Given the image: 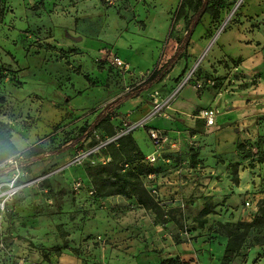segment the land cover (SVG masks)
<instances>
[{"label": "rangeland", "instance_id": "rangeland-1", "mask_svg": "<svg viewBox=\"0 0 264 264\" xmlns=\"http://www.w3.org/2000/svg\"><path fill=\"white\" fill-rule=\"evenodd\" d=\"M244 1L212 0L221 6L222 14L217 20H210V14L205 18L209 22L207 46L194 58H183L163 81L143 92L141 96L151 103L147 115L136 112L142 99L118 109L112 121L122 129L120 132L135 131L138 141L146 148L150 141L148 129L154 126L146 121L151 116H166L165 112L169 118H178L171 105L197 108L195 112L211 106L217 111L219 124L233 118L225 113L228 105L249 94L245 90H234L233 78L225 74L228 71L220 72V64L227 69L236 60H212V44L233 24ZM0 6L3 8L0 118L8 121L21 137H27L30 127L38 128L36 140L31 138L24 145L18 135L14 136L19 149L35 141L49 149L70 138L81 124L94 118L108 98L148 74V70L136 72L134 67L120 71L110 66L108 57L115 50L106 43L111 41L112 44L114 37L133 30L138 33H125V36L132 38L136 47L142 36L159 37L161 35L151 32L164 30V36L159 38V56L167 59L176 37L185 32L193 12L183 0H0ZM145 21L150 25L148 33L142 32L147 25ZM68 27L74 32L82 27L85 35L81 32L78 36L84 41L87 38L86 42L97 48L84 53L77 47H62L78 39ZM198 81L203 84L199 88L204 90L202 95L195 85ZM55 98L58 104L74 99L77 111H67L53 123L48 113L42 115V110L28 108L39 99L54 101ZM158 102L164 104V108L155 113ZM251 112L248 110L242 116ZM239 115V111L234 114L235 118ZM259 119L262 121H255L257 126L252 129L247 119L237 123L236 127L245 131L235 141L241 158L237 163L226 161L230 158L227 154L234 152L229 138L225 139L226 135L220 133L215 139L210 136L216 125H207L197 135L194 134L198 132V124L187 127L177 124L170 126L172 130L163 129L169 141L164 143L160 153L171 157L165 169L172 173L187 165L186 172L192 174L195 181L193 188L198 189V192L188 191L181 204L168 208H172L171 221L159 219L153 209L124 195L97 197L90 192L89 178L83 171L87 164L104 160L99 150L104 137L99 129L92 131L84 148L72 147L59 155H48L29 169L16 164L14 169L0 174V264L19 261L25 264H162L164 258L170 257H176L177 261L169 264H223L227 235L219 221L251 220L252 217L245 218L251 212L248 206L258 207V201L264 196L256 199L252 194L264 192V117ZM91 140L99 143L91 146ZM244 140H247L245 146ZM89 150L92 151L80 162L73 163L78 154ZM211 156L215 157L214 162L204 164L203 159ZM241 168H248L243 175L247 174L256 190L241 188L228 200L231 193L225 191L232 182H240ZM227 169L232 182L223 177ZM187 173L184 176L190 177ZM78 178L86 185L74 189L73 181ZM16 187L17 192L12 194ZM246 199L253 202L246 205ZM45 252L50 260L45 258ZM226 264H264V224L251 229L245 245Z\"/></svg>", "mask_w": 264, "mask_h": 264}, {"label": "crops", "instance_id": "crops-1", "mask_svg": "<svg viewBox=\"0 0 264 264\" xmlns=\"http://www.w3.org/2000/svg\"><path fill=\"white\" fill-rule=\"evenodd\" d=\"M206 16H209V13H205L203 15L202 21L195 28V31L190 40V44L188 46L187 59L194 58L197 55V52L201 51L208 44L210 36H206V35L209 34V30H208L209 22L205 21ZM236 17L237 18L235 19L233 24H231V26L225 29L218 36L217 40H215L214 43L212 44L213 49H212L211 59L212 60H216V58L235 59L236 61L232 63L233 66L230 68L225 69L226 67H224L223 64H220V68H221L220 72H224V70H227L228 72L225 74L228 75L229 78H233L234 80V85H233L234 90L235 89L237 91L245 90L248 92L249 95L247 97H240L231 101V104L228 105L227 109L225 110V113L229 114L230 116H233V118H231L229 121L224 122V124H219L218 123L219 119L217 118L216 122L212 124L216 126L210 132V136L211 137L214 136L215 139L218 138L217 136L219 133L221 135L222 134L226 135V137L224 138L226 139L228 137L229 141H231L230 143H232V145L234 146L233 148L234 152L227 154L230 155V158H226V161L228 162L230 159L232 162L236 161L237 163L238 161L241 160V158L237 151L238 149L235 141L236 139L240 138V135L245 133V131L243 132V129L241 128L238 129L236 127L237 123L239 121L247 119L250 123V125L248 126L250 129H252L254 128L255 125L257 126V123H255V121H262L259 119V117H264V0H245L241 5V8L239 9L238 15ZM209 19L212 20L211 17H209ZM167 24L168 22L166 23V26ZM132 28L139 31L138 27L136 26H133ZM68 29L72 31L70 27H68ZM81 29L82 27H80L79 32L72 31V33L74 34L73 36L76 39L78 38L77 41L67 42V44L62 45V47L64 46L67 49L70 47L71 48L77 47L80 49V51H85L84 53L88 51L90 53L93 52L97 48L96 45L87 43L86 42L87 38L84 41L83 37L78 36L79 33L81 32L85 35L83 29L82 30ZM149 29H150V25L147 23V25L143 28L142 32L148 33ZM125 33L136 34L138 32H134L133 30H128V32L123 31L121 34L114 37L115 39L113 40L112 44L110 41L106 43V45L114 47V50L121 57L125 58L130 62L131 67L132 68L134 67L136 72H145L147 70L150 71L154 66H156L157 64H161L166 60L165 58L162 59L159 56L160 54L159 47L161 44L159 38L164 36V30L162 33L151 32V34L161 35L159 37L152 36L151 38V36L148 35V37L146 38L142 36L141 41L137 42L136 47L133 43V39L128 37V35L125 36ZM172 46L174 47H172L169 56L172 55V53L174 52L177 46L176 39H175V45ZM78 54L79 53H77L76 56H78ZM183 58L181 60H183ZM158 61L160 62L158 63ZM224 63L226 64V61H224ZM230 74L231 75L233 74V76L230 77ZM226 89H228V86L226 87ZM123 92L111 96L110 98H108L107 101L114 99ZM198 92L200 93V95L204 94L203 89L202 90L198 89ZM141 99L142 102L139 101ZM56 100H57L56 98L54 101L52 100L44 101L39 99L35 104L29 105L28 108L33 107L34 110L35 109L42 110L41 113L42 115L48 113L47 114L48 119L50 118L51 122L53 123H56L59 120V118H61L62 114H64L65 112L77 111L75 110V108L77 109L78 105L74 104V99L71 102H66V104H58ZM135 102H140L138 104L136 103L138 105V108L136 110L138 115L144 114L145 116L151 110V103L148 102L145 96H138L131 98L128 101H126L124 104H122L119 109L122 110L124 105L127 106L130 104H134ZM86 105L87 104H85V106L83 107H86ZM16 106L17 104L15 105L14 108H16ZM26 106L19 105V107L21 108L22 107L25 108ZM170 108L178 113V118H169L170 116L168 112H165L166 116L162 115L159 118L158 117L153 118L152 116L149 117V119L146 121L147 122L146 124L159 126L162 129L168 128L169 130H172L170 126L175 127L177 124H179V126L181 127H183L182 124H184V127H187L186 125L198 124V132L195 133L194 135L201 134L202 133L201 131H204L205 130L204 128L207 127L206 121L203 117H201L200 112H195L197 108L184 109L182 107L176 108L173 107L172 105L170 106ZM208 108H212V107L209 106ZM248 110H252L251 114H248L247 116L245 115L242 116L243 113L247 114ZM238 111L241 115H239V117L236 116L237 118H235L234 114H236ZM161 121H163V124ZM46 122L49 123L50 121H46ZM231 129H233L234 132H231ZM31 130H33L34 132L33 134L31 133ZM36 132H38V128L30 127V130L27 131L26 134L27 137L19 136L18 133H16V131H14L13 137L15 135H18L19 141L22 142V144L24 145L27 141L30 142L31 138H33V141L36 140L35 139L37 138ZM133 132L135 135V131ZM205 137H208V134L205 135ZM149 138L150 136H148V139ZM15 142L17 143L16 140ZM150 142H152L151 138L150 141L148 140V144L146 148H144L139 142L140 146L142 147V149L146 154L151 153L155 148L153 143L151 145ZM36 143L38 142L36 141L34 143L31 142L27 147H30L31 145H34ZM18 146H20V144ZM201 158H204V156L201 155ZM214 160L215 157L211 156L203 159V162L204 164H211L214 162ZM170 161H171V157L169 155L166 154L161 155L160 153L156 162L161 166H163V168L157 174H153L152 177H148L147 180L148 183L154 184L157 187L159 191L158 197L162 199L161 201L162 205L167 208L172 207L176 204H181L184 195H186L188 191L193 190L198 192V189L193 188L195 181L191 177L192 174L186 172V170H188L189 167H181L180 169L177 170L175 169V171L172 173H168L167 169L165 168L169 164L168 162ZM215 172H216L215 174H217L216 169ZM240 172H241L240 175L241 180L238 184L230 180L228 176L230 174L229 169H227L226 172L223 174V177L229 179L230 182H232V184L228 185V188L225 191L227 193H231L228 200L233 197L234 192L235 193L240 192L241 188L242 190H246L252 187V190H256L254 184H252L251 181L246 177L247 174L243 175V172L245 173L248 172V168L245 169L241 168ZM184 173L189 174L190 177H185ZM83 174L86 176L85 171H83ZM253 179L255 178L253 177ZM252 194L254 198L259 199L263 196L264 192H253ZM242 207L243 205L240 206L239 209L241 210ZM253 207L254 205L248 206L247 210L248 211L250 209L252 210ZM168 217L169 220L171 221L172 218L170 216ZM245 218L250 219L251 217L245 216Z\"/></svg>", "mask_w": 264, "mask_h": 264}, {"label": "trees", "instance_id": "trees-1", "mask_svg": "<svg viewBox=\"0 0 264 264\" xmlns=\"http://www.w3.org/2000/svg\"><path fill=\"white\" fill-rule=\"evenodd\" d=\"M183 2L192 7L193 12L188 18L185 32L176 37L177 46L172 55L161 64L154 66L143 79L131 85L114 99L107 101L96 111L94 118L81 124L77 133L70 138L49 149L44 148L39 143L25 149H19L13 137L14 129L12 125L0 118V174L14 169L16 164L22 166L23 169H29L34 163L48 155H59L72 147L84 148L85 142L90 138L92 131L99 129L103 132V142H105L99 148L104 160L87 164L84 168L86 176L89 178V189L93 190L92 193L97 197L113 194L124 195L136 200L141 206L153 209L159 219L164 221L167 218L169 219L168 216L171 214L172 208L169 210L162 205V199L152 193L151 183L147 182L149 175L157 174L163 166L157 162L155 165L154 162L146 158L149 153L144 152L133 130L120 132L122 129L115 125L112 119L122 104L131 98L141 96L153 85L160 83L177 63L187 56L192 35L205 13H209L212 20L219 19L220 14H222L221 6L212 2V0H183ZM0 12V18H2L3 8L1 6ZM246 141H243L244 146ZM98 143L99 141L94 142L91 140L89 144L94 146ZM196 155L197 151L194 152V157ZM182 167L188 166L184 165ZM85 185L84 183L82 187ZM219 224L227 235L222 261L223 264H226V261L234 257L245 245L251 229L257 224H264V196L258 201L257 210L251 220L219 221ZM44 256L47 260H50L46 252ZM175 261H177L176 257L164 258L162 264Z\"/></svg>", "mask_w": 264, "mask_h": 264}, {"label": "built area", "instance_id": "built-area-1", "mask_svg": "<svg viewBox=\"0 0 264 264\" xmlns=\"http://www.w3.org/2000/svg\"><path fill=\"white\" fill-rule=\"evenodd\" d=\"M108 62L109 65H112L114 67H116L117 69L124 70V71H130L132 69L130 62L128 60H126L125 58L121 57L117 52L115 51H111L110 52V56L108 57ZM189 79V78H187ZM183 80L182 84L187 80ZM181 84V85H182ZM197 88H202L203 84L201 81H198L196 84ZM168 101V102H167ZM166 101V105L169 106V99H167ZM171 101V100H170ZM164 104L161 103H157L155 105V113H160ZM200 115L201 117H203L206 121L207 125H212L216 122V116H217V111L214 108H204L201 109L200 111ZM129 129H125V131L122 132H126ZM148 133L149 136L153 142V145L155 146L154 150L149 153L147 155V159L151 162H154L157 160L158 156L160 155V149L164 146V143L169 141V136L167 133H164L163 129L158 127V126H151L148 129ZM105 142H102L101 145H103ZM100 145V146H101ZM92 150L89 151H82L80 154H78L74 159H73V163L76 162H80L82 160V158H84L87 154H89ZM153 174H150L149 177H152ZM82 185H84L83 180L81 178L75 179L73 181V188L74 189H80L82 187ZM12 186H14V183L12 184ZM15 187V186H14ZM151 191L153 194H155L157 197L159 196V191L157 189V187L154 184L150 185ZM17 187L15 188V191L12 192L15 193L17 192ZM90 192L92 193L93 190L90 189ZM251 201L253 202V199H246L245 203L246 205H250ZM257 210V205L251 210V212H249V216L253 217L255 211ZM16 264H25L24 261H19Z\"/></svg>", "mask_w": 264, "mask_h": 264}]
</instances>
